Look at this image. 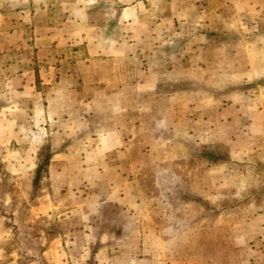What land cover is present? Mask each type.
Listing matches in <instances>:
<instances>
[{
	"label": "rangeland",
	"instance_id": "rangeland-1",
	"mask_svg": "<svg viewBox=\"0 0 264 264\" xmlns=\"http://www.w3.org/2000/svg\"><path fill=\"white\" fill-rule=\"evenodd\" d=\"M30 2L0 0V264H264V0ZM80 9L92 56L40 68Z\"/></svg>",
	"mask_w": 264,
	"mask_h": 264
},
{
	"label": "crops",
	"instance_id": "crops-1",
	"mask_svg": "<svg viewBox=\"0 0 264 264\" xmlns=\"http://www.w3.org/2000/svg\"><path fill=\"white\" fill-rule=\"evenodd\" d=\"M12 1L17 2L19 4L21 3L22 6H18L17 8L20 19H24V18L27 19L28 13H32V11L30 10L32 3L30 2V5H27V4H24V0H11V2ZM43 6L44 5H42V7ZM42 7L40 3V11H41L40 13L44 14ZM34 8H36V6ZM79 11H81V9ZM74 13H75V17L79 19L84 25H82L81 23L80 24L77 23L76 20L72 21L71 18H68L67 16H62L61 14H50V16L52 17L50 18L49 21H51L53 18L56 19L57 20L56 27H50V24L48 23L43 24L40 22V29L39 27H37V29L35 30V34L33 36L34 40H32V43H34L35 45L34 47L38 49L37 54H39L40 52H45V50H47L48 47L52 46L58 49L55 51V53H58V55H60V57L62 58L61 60L59 59L55 60L54 63L53 61H51L49 62L48 65H44L45 63L44 58L40 59V68L41 67L51 68V66H54V69H55L58 66V61L62 64V67L64 63H70L73 65H77V64H80V62H83L84 60L85 61L88 60L92 56L91 43L89 39L85 37L83 34V30L85 28V27L83 28V26H86L85 21L87 18L82 17L83 16L82 11L79 12L80 14L79 17H78V11L74 10ZM69 24H71V27H68ZM162 141H165V140H162ZM204 157L205 159L207 158V156H204ZM166 193L168 195L169 194L173 195V193L170 191ZM192 197H194L192 199L196 202V204H199V206L200 205L204 206L205 211L209 209L212 212H214L212 215L216 213L212 204H210L208 200H205L204 198L197 196V195L196 196L192 195ZM172 203H173L172 200L168 201L169 205H173ZM179 203L181 204V202ZM120 204L121 203H119V205ZM123 207L127 208L126 205ZM130 207H132L131 204H129V208ZM125 208H122L123 211ZM129 208L125 209V214H127L130 211ZM127 218H129V216ZM148 223H149L148 228H152V225H150L151 222H148ZM122 238H123L122 240H126L129 238V236L126 234ZM165 242L168 244L167 239H165ZM168 261H171V260H168Z\"/></svg>",
	"mask_w": 264,
	"mask_h": 264
},
{
	"label": "trees",
	"instance_id": "trees-1",
	"mask_svg": "<svg viewBox=\"0 0 264 264\" xmlns=\"http://www.w3.org/2000/svg\"><path fill=\"white\" fill-rule=\"evenodd\" d=\"M207 158H208V154H206ZM45 162V161H44ZM39 179V174H37V180Z\"/></svg>",
	"mask_w": 264,
	"mask_h": 264
}]
</instances>
